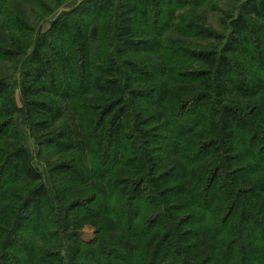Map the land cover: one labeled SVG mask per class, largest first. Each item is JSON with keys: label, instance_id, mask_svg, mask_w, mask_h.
<instances>
[{"label": "trees", "instance_id": "16d2710c", "mask_svg": "<svg viewBox=\"0 0 264 264\" xmlns=\"http://www.w3.org/2000/svg\"><path fill=\"white\" fill-rule=\"evenodd\" d=\"M179 11L91 0L35 34L0 9V264H264V0L184 62ZM26 47L23 129L1 66Z\"/></svg>", "mask_w": 264, "mask_h": 264}, {"label": "rangeland", "instance_id": "374dc122", "mask_svg": "<svg viewBox=\"0 0 264 264\" xmlns=\"http://www.w3.org/2000/svg\"><path fill=\"white\" fill-rule=\"evenodd\" d=\"M89 1L91 0H55L53 2L46 0H0V9L10 10L13 14L20 12L21 16L15 15L16 20H22L23 15L24 20H32L35 17L38 20L40 19V24L36 27V32H34L38 34L46 32L49 28V23L61 14H68L79 5ZM183 1H188L189 5L184 7ZM176 2H179V0H176ZM245 2L246 0H180V11L177 13L180 17L175 21V24H180V29L165 33L166 37L172 39V48L164 50L163 54L167 55L169 59H179L180 57V60L182 58V62H184L188 55L184 54V50L190 53L220 51L227 41V33L223 24L228 22V18L239 12ZM44 3H49L48 11H42L40 8L41 4ZM216 36H222V38L224 36V39L216 41L213 39ZM179 42L180 44L178 45ZM178 46L181 49L180 56L176 52V47ZM30 53L31 48L28 49L26 47L23 57L16 59L12 64L1 66L2 70L10 76V79L7 81L9 84V96L12 98L15 108L19 112L14 115L13 127L15 128L21 127L24 129L26 125L22 116L24 106L20 92V76L28 66L27 58ZM188 57L190 56L188 55ZM198 69V67H195L193 70ZM27 136L24 141L25 146L33 152L35 147L34 141L29 135ZM57 150V147L43 149L40 161L38 159L34 161L35 166L41 171L45 168L44 164L46 161L49 163L55 161ZM78 234L80 241L85 243L91 242L95 237L94 229L90 226L84 227ZM64 246L68 247V243L65 242Z\"/></svg>", "mask_w": 264, "mask_h": 264}]
</instances>
